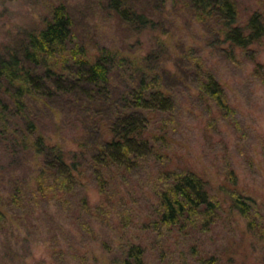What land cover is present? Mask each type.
<instances>
[{"label": "rangeland", "instance_id": "374dc122", "mask_svg": "<svg viewBox=\"0 0 264 264\" xmlns=\"http://www.w3.org/2000/svg\"><path fill=\"white\" fill-rule=\"evenodd\" d=\"M56 1L0 0V46H13L23 30L41 28ZM59 1L72 19L74 42L89 57L106 47L128 61L126 69L148 66L161 75L165 68L173 107L151 116V132L161 130L165 138L161 150L156 143L134 168L105 171L103 194L84 161L66 202L38 197L39 157L21 135H13L17 131L12 134L21 125L9 112L10 130L0 126V263L119 264L132 241L144 248V264H264V38L230 49L219 39V22L196 15L189 0H121L123 8L152 21L145 27L120 18L109 0ZM232 1L241 26L253 12L264 14V0ZM195 63L219 81L227 108L200 91ZM123 79L114 73L112 82ZM59 106L63 113L57 116ZM67 108L65 101H37L26 113L38 134L78 153L73 139L85 135L79 115ZM168 172H193L204 180L217 208L210 224L155 227ZM234 196L250 199L248 217L232 208ZM82 197L89 207L81 206ZM248 221L257 230H249Z\"/></svg>", "mask_w": 264, "mask_h": 264}, {"label": "trees", "instance_id": "16d2710c", "mask_svg": "<svg viewBox=\"0 0 264 264\" xmlns=\"http://www.w3.org/2000/svg\"><path fill=\"white\" fill-rule=\"evenodd\" d=\"M189 4L196 15L219 22V39L223 38V44H229L232 50L245 49L264 38L263 13L253 12L241 26L237 24L232 0H189ZM109 6L127 22L141 27L152 23L145 14L123 8L121 0H109ZM14 43L0 46V126L4 131L10 130L9 112L12 113L21 125L12 134L17 131L13 135H21L22 142L30 144L39 157L36 163L39 174L35 179L39 198L62 202L79 181L84 161L90 165L98 191L103 194L107 186L105 171L107 174L112 169H132L154 152L156 143L160 145L156 151L162 149L163 133L156 129L151 132L150 127L151 116L167 113L173 107L172 95L163 81L164 74L168 73L165 68L161 75L148 66L126 69L124 65L128 61L106 47L89 57L85 47L74 42L72 19L65 3L59 0L49 8L41 28L23 30ZM193 65L202 75L200 91L209 95L218 108H227L219 81L209 70L200 68V64ZM114 73L124 77L121 84L112 82ZM37 101H43L44 105L65 101L67 109L76 111L78 129L85 135V140L82 136L73 139L80 148L78 153L68 150L66 144L51 143L44 134L37 133V122L26 113L29 103ZM51 111L55 116L57 111ZM58 111L57 116L63 113V108L59 106ZM165 175L169 182L158 194L155 227L170 231L191 220L210 224L217 208L204 180L193 172ZM248 200L234 196L232 208L248 217L251 210ZM80 201L81 206L89 207L86 197ZM247 227L257 228L250 221ZM144 253L140 244L127 241L119 264H144Z\"/></svg>", "mask_w": 264, "mask_h": 264}]
</instances>
